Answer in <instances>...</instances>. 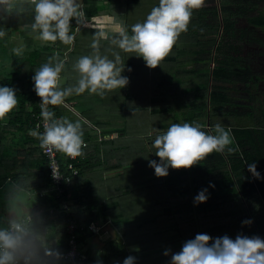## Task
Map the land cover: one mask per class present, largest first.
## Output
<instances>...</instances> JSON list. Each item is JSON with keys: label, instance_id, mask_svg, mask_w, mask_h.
Segmentation results:
<instances>
[{"label": "trees", "instance_id": "obj_1", "mask_svg": "<svg viewBox=\"0 0 264 264\" xmlns=\"http://www.w3.org/2000/svg\"><path fill=\"white\" fill-rule=\"evenodd\" d=\"M99 1H84L83 10L87 23L89 24L93 21L92 17L100 13V8L102 7L99 6ZM108 1L111 3L117 2L118 4L119 0ZM137 1L120 0V5L133 6L137 4ZM121 6H119L120 9L122 8ZM122 13H124V10H122ZM122 13H119L121 15L120 18L122 21H126ZM33 17L34 13L31 5L25 0H16L10 14L4 12V10L0 11V30L6 33L3 38H0V86L15 88L18 98L17 107L5 119L0 120V149L3 150L14 147L17 150L24 149L29 152H37L38 148L41 150L39 140L29 135L30 129H36L34 115L39 109L38 102L41 101L34 91L32 77L35 70L47 62L49 57L57 56L64 59L65 52L71 47V45H65L60 41L52 44L37 39V33H34L31 29ZM241 20L247 21L254 27L264 28V0H220L219 4L216 3V0L204 1L203 7L193 11L191 22L188 25L189 32H192V35L195 36L192 44L197 46L193 58L179 60V53L176 54L172 49L160 62V66L156 68V71H162L171 80L179 81L177 78L180 74L182 77L196 76L200 80L203 78L207 80V84L202 83L203 87L201 88H203V93H200L202 91L200 88L195 95L197 99H193L190 104L181 108L182 113H188V116L183 117L184 121H180L178 117L176 121L170 123V126L173 123L198 122L203 126L205 131L215 134V125L221 124L226 130L230 129L234 137V143L229 147L236 149V151L228 152L226 149L222 153L214 152L209 156L208 161H203L202 171L212 175L213 179H209V183L206 182V179H203L202 182L204 184L202 187H199V189L194 187V193L198 194L200 190L207 189L209 195L205 203L197 205L199 214L201 216L203 213L204 215H208L207 221L213 227L212 231L223 232L224 230L225 235L232 239H235L240 234L249 237L259 236L264 239V106L258 107V112L255 111V100L259 96H257L255 87L261 81L262 76L260 73L254 71L248 61L241 56L239 47L233 45L231 41L229 42L228 36L245 40L250 45L256 42L260 46H264V37L252 34L248 27H237V24ZM81 21V18L78 24L76 20L72 21V35L75 34L76 28ZM87 23L81 27V30L75 36V46L69 52L70 60L66 61L65 68L75 63L74 55L80 48L84 47L87 53L93 52L91 48L93 39L90 42L88 39L90 35L94 36L98 30L89 28ZM124 26L127 28L128 34H131L132 25L127 22V25ZM220 27L223 29V33L218 34ZM224 33H226V36ZM184 35L182 33V36ZM109 36L112 37L113 35ZM14 39L23 40L24 52L21 56H16L12 51L17 47ZM185 39L186 37H184ZM110 40L100 41V46L105 44V54L111 57L112 49L125 54L116 45H113ZM228 47L236 51V53L233 51L229 53ZM126 55L127 57L129 56V54ZM134 58L137 61L142 60L136 54ZM178 63L183 64L185 68L183 71L175 72L174 68L179 65ZM194 63L196 65H193ZM211 63L214 64L212 68L210 66ZM190 64L192 67L186 68ZM208 83L212 86L211 90L207 87L209 85ZM228 84H231L230 87L235 92H239L238 90H247L250 103L247 105L244 104V108L238 107L234 102L235 94H231ZM187 92L188 89H186L185 94ZM119 93L120 91L118 95ZM260 94L264 97V93ZM258 102L260 101L258 100ZM180 104L184 105L186 101L184 100ZM140 105L142 106L139 108V118H134L139 119V123H133L132 121L130 124H123V130L119 132H123L124 138L120 137L116 141L121 142L119 143L120 148L126 149L130 147L129 143L131 140L138 138V142H141L140 139L146 138L147 144L148 141L150 144L149 148L146 146L144 148L141 145L142 147L138 146V151L145 152L150 157V160H156L159 163V158L155 156L156 149L152 144L156 135L162 134L160 132H165L168 127H166V123L163 120L158 122V126L155 129H141L142 111H149V102L140 103ZM52 107L51 105V110ZM125 108L126 106L124 105L120 112L123 113ZM150 111L159 114L162 120L166 113L175 112L176 110L172 106H163L152 107ZM131 128L134 129L135 134L137 133L136 137L135 134H132ZM26 146L27 148H25ZM42 155L46 161L44 167L45 176L43 178L46 181V187L53 190V192L47 193L44 197L36 196L42 212L36 214L35 218L32 215H26L18 221L23 224L22 229H27V231L32 230L36 222L38 224L40 221L43 223L51 222L50 207L54 208L53 215H59V220L65 221L69 216L68 211L62 207L63 202L60 197L63 195L58 196L55 190V183L51 176L49 161L43 153ZM19 156L15 155L13 158L15 159ZM0 158H4L3 151L0 152ZM120 158L124 159L125 156L122 154ZM60 161L62 166L61 170L66 174H70L72 179L70 185H63L65 188L64 199L70 203L67 198L75 192V189H78V187L74 189V185L76 177L82 169L76 175L72 174V170L67 167L68 161L64 155L60 154ZM70 162L72 163V161ZM250 163L256 164V170L260 173V179L253 177L252 173L248 170V164ZM72 164L78 168L80 166L76 160ZM145 168L153 169L149 167V163ZM210 184L214 185V187H210ZM188 185L189 182L187 180L186 188H174L175 190L173 192H171L173 188H168L167 194L189 197L191 196V192L189 191ZM77 199H79L78 196ZM70 207H72L71 203ZM28 216L31 217L29 222L26 220ZM245 220H251L252 223L250 225L243 224L242 222ZM67 238L65 234V247L51 251L58 252L66 250L68 247ZM79 240L81 243V239ZM167 243L174 244V238L169 239ZM45 255L38 259L28 258V264L43 263ZM94 261L96 262V260ZM56 263L70 264L63 258L55 259L50 264Z\"/></svg>", "mask_w": 264, "mask_h": 264}, {"label": "crops", "instance_id": "obj_2", "mask_svg": "<svg viewBox=\"0 0 264 264\" xmlns=\"http://www.w3.org/2000/svg\"><path fill=\"white\" fill-rule=\"evenodd\" d=\"M99 2L98 4H100ZM120 3V0L118 4L117 2H107L108 6H117L116 10L118 11L121 10ZM105 8V10H100V13L105 11L101 15H108L111 11L109 7ZM107 12L108 14H106ZM94 17H92L93 20ZM117 17L119 14L112 19L117 22ZM87 24L89 28H93L92 21ZM77 34L73 35L74 41L70 49L65 52L63 59L65 62L70 60L69 52L75 46ZM109 35L113 34L109 33ZM93 37L90 35L88 41L90 42ZM185 40L176 42L172 48L176 54H180L179 46H183ZM104 49V45L100 46L101 55H107L104 53ZM191 49V52L184 54H194L197 50L196 47ZM79 50L74 55V62L83 55L92 54L85 52L84 47ZM114 54L122 56L120 66L125 67L122 75L129 78V84L124 88L108 91L103 96L93 94L101 103L110 108V111L108 109L105 111L94 104L92 94L87 91L82 95L73 94L66 98L62 105L53 106L52 110L50 105V111L55 112L57 117H68L72 121L81 120L84 132L83 139L86 146L83 148L81 156L71 159L60 153L66 157L67 167L70 170L76 169L78 172L82 169L76 177L74 185V189L76 187L78 189H75V192L73 191L74 193L67 199L71 203L74 217L80 223L85 226L91 224L95 226L94 230L89 228L83 230L80 239L82 248L89 252L96 262L99 260L102 264H123V260L131 255L136 257V264H170L171 253L180 251L183 243L194 239L196 234H208L214 239L225 235L224 230V233L212 231L213 227L207 221L208 215L203 213L201 216L198 206L194 204V197L197 195L193 192L194 187L197 189L202 187L203 179H206L208 183L209 179H213L212 175L201 169L203 161H208L209 156L191 169L173 170L169 168L167 177L158 178L154 170L148 168L139 172L137 180L134 176H130L128 181H121L116 177L121 171L124 172L127 169V167L123 168L121 164L126 161L129 163L132 152L123 154L125 158H119L120 164L118 160L113 159L117 146L114 141L120 137L124 138L123 132H119L123 129L118 128L123 126V113L121 112V115L115 113L120 112L118 108L125 105L132 108L130 116L132 118L136 99L137 101L140 98L144 99L143 94L146 91H149L150 98L154 92L159 94L157 86L162 85L164 81L159 75H164V73L157 72L155 69L154 71L160 79H150V71L142 58V60L133 59L130 61L128 60L129 56L127 57L124 53L114 49L111 51V57L107 56L114 59ZM190 67H192L191 64L186 68ZM129 68L131 71H128ZM147 74L149 77L144 78V75ZM154 74L152 72V76ZM78 78L79 74L75 71L66 73V75L62 72L60 84L62 87H68L74 85ZM177 79L179 81L176 80V84L182 89L176 93L171 92V96L168 98L170 102L165 104V106H172L176 110L166 113L164 119L161 120L167 122L166 127H170V123L176 121L178 117L180 121H184L183 117L188 116V113H182L181 108L190 104L193 99H197L195 95L204 83V78L202 80L198 78L195 81L185 79L181 74ZM148 84H154L156 88H145ZM207 87L211 90L209 86ZM186 89H188L187 94H185ZM200 90H202L200 93H203V88ZM184 100L186 104H180ZM39 103L40 101L38 105ZM95 107L97 108L94 109ZM111 111L114 112L112 115L109 114ZM129 148L131 147H128V151ZM2 151L4 158H0V231H4L7 226L20 221L26 215H32L35 218L36 214L42 212L36 196L44 197L47 193L53 192L46 187V181L43 178L46 161L39 148L37 152L17 150L16 147L7 150L0 149V152ZM15 155L20 156L14 159ZM69 160L72 163L76 160L80 165L79 168ZM187 180L191 196L167 194L168 188H173L171 192L175 190L174 188H186ZM138 187L140 189H135ZM53 209V207L49 209L51 222L40 221L39 224L36 222L32 230L24 229L23 238L31 244L34 252L31 257L33 259L41 258L48 251L65 247L66 221L59 220L58 214L53 215ZM172 238H174V244H168L167 241ZM161 241L162 243H160ZM169 249L171 250L170 254L165 256L164 252Z\"/></svg>", "mask_w": 264, "mask_h": 264}, {"label": "clouds", "instance_id": "obj_3", "mask_svg": "<svg viewBox=\"0 0 264 264\" xmlns=\"http://www.w3.org/2000/svg\"><path fill=\"white\" fill-rule=\"evenodd\" d=\"M27 3L34 13L31 29L37 33V39L52 44L57 41L65 45L73 43L72 21L79 23L83 15L82 3L77 0H27ZM0 6L10 14L14 0H0ZM203 6L204 0H159L158 6L151 9L143 22L131 26L130 35L124 25L110 19L94 34L92 54L79 57L72 65L79 78L68 87L60 84L65 60L57 56L49 57L32 77L34 91L41 100L44 131L40 132L37 126V129L29 130V135L39 140L42 149H55L71 158L81 156L86 146L82 121L57 117L47 106L62 105L73 94L82 95L87 91L103 96L129 84V78L122 75L125 67L120 66L121 56L114 54V59H110L100 54L101 40L111 39V43L123 52L135 53L150 69L158 67L180 35L188 30L193 11ZM110 32L114 33L112 37ZM5 35L0 30V38ZM12 51L21 56L24 47L19 46ZM17 105L16 89L0 86V120L5 119ZM214 131L215 134L205 131L198 122L171 124L165 132L156 135L153 147L159 163L149 160V167L154 169L156 177L162 178L169 175V168L191 169L214 152L222 153L226 149L228 152L236 151L229 147L234 143L230 129L216 124ZM248 170L256 179L261 178L255 163L248 164ZM209 186L214 187L212 184ZM208 198V190L202 189L194 197V204L205 203ZM242 223L250 225L252 221ZM23 232L19 224H13L12 231H0V264H16L19 257L28 259L34 255L31 244L23 238ZM170 251H165L164 255L168 256ZM97 264L102 262L98 260ZM123 264H136V257H126ZM170 264H264V239L242 234L235 239L227 235L214 239L208 234L198 233L194 239L185 241L180 251L171 253Z\"/></svg>", "mask_w": 264, "mask_h": 264}, {"label": "rangeland", "instance_id": "obj_4", "mask_svg": "<svg viewBox=\"0 0 264 264\" xmlns=\"http://www.w3.org/2000/svg\"><path fill=\"white\" fill-rule=\"evenodd\" d=\"M15 1L16 0H14V2ZM25 1H27V0H25ZM204 1H209V0H204ZM107 2H108V0H100L99 6L102 7V8H100V10L101 9L105 10L106 9L105 7H109V9L111 11H109V14L105 15V16L101 15L105 11H101V13L97 17H94V20L92 21L93 30H96V28H99L100 25L101 26L107 25L109 23L110 19L115 17V15L117 16V14L122 13V10H124V13H122V15H124V17L126 18L125 19L126 21H122L120 18L121 15H119V17H117L118 23L127 25V22H128L131 25H133L137 22H143L146 19L148 13L151 11V9L153 7H155L156 5H158L159 0H138L136 5L122 6L121 10H119V11L116 10L117 6H111V5L108 6ZM216 3L219 4L220 0H216ZM2 10H3V7L0 6V11H2ZM238 26L239 27H248L252 34H255L259 37H261V36L264 37V28L254 27L252 24H249L245 20H241V22L237 24V27ZM94 27H96V28H94ZM87 31H89V30H87ZM188 32H189V29L186 32H184V34H185L184 36H182V34H181L178 41H177V43H179L180 40L183 41L184 37H186V40L184 41V45L179 46V48H180V50L178 51V52H180L179 60L192 59L195 53L194 54H192V53L184 54V53L191 52L190 50H192L191 49L192 47L197 48V46L192 44L195 36L192 35V32H189V33ZM220 33H223V29H221V27L219 29L218 34H220ZM111 34L114 35V33H111ZM224 35L226 36V33H224ZM228 39H229V42L231 41V43L233 45L239 47V53L241 54V56H243L246 59V61H248V63L251 65V67L254 71L260 73L262 76L261 81H259L258 85L255 87V90L257 92V96L259 95L258 98H256V100H255L256 101L255 102V104H256L255 105L256 106L255 111L258 112V107L264 106V97L262 96V94H260V93H264V46H260V44L256 43V42L254 44L250 45L247 43V41L242 40V39L239 40V39L233 38L232 36H228ZM14 41H16L17 47H19V46L24 47V43H23L22 39H14ZM103 45H105V44H102V46ZM178 45H180V44H178ZM228 51L230 53L233 50L230 47H228ZM233 52L236 53V51H233ZM126 54H129L128 60L131 61V60L135 59L134 58L135 53H125L124 55H126ZM186 63H187V61H186ZM178 64L179 65L175 66L174 71L175 72H180V70L183 71L185 66L183 64H180V63H178ZM193 65H196V64L194 63ZM159 66L156 68H159ZM210 66L212 68L214 66V64L211 63ZM200 67H201V65H200ZM156 68H154V69L148 68V70L150 71L151 77H149L147 74V75H144V78H146L148 76L150 79L154 78L155 80H157V78L158 79L161 78L162 80H164L162 85L157 86V92L159 94L154 92L153 96H151V98H150V96L148 95L149 91H146L147 93L145 92L143 94L144 99L141 100V98H140L139 101H137L135 103V105L133 106L135 108V112H134V115L132 118H130V116L132 115V113H131L132 108L126 107L123 110L124 119H122V123L124 125H126V123L130 124L132 121H133V123L134 122L139 123V119H134V118H136V117L139 118V114H140L139 108L142 106V105H140V103L143 104L145 102H150L149 107H148L149 111L148 112H146L145 110L142 111L143 115L141 118V120H142L141 129H143V130H147L149 128L155 129V127L158 126V122H160L161 119H160L159 114H155V113L151 112L150 109L152 107H163V106H165V104L170 102V100L168 98L171 96V92L176 93L177 91L182 89L179 85L176 84V80H174V79L171 80L166 75H161V76L159 75V77H160L159 78L156 75L157 73L154 71ZM72 72H73V69H72V66H70V67L65 68L64 74L66 75V73H72ZM152 72L155 73L154 76H152ZM184 78L185 79H192L195 81L198 80V77H196V76H189V77H184ZM203 81H204V83L207 84V80L205 78L203 79ZM208 86L212 89V86H210V85H208ZM228 86L230 87L231 84H228ZM241 86H243V85L241 84ZM147 88L153 89V88H156V85L148 84ZM232 90H233V88L230 87L229 91L231 92V94H235L234 102L236 105H238V107L244 108V106H243L244 104L247 105L248 103H250V98H249V94H248L247 90H238L239 92H235ZM92 100H93L92 102L94 104L98 105L99 108H101L103 110L105 109V111H106V109H108L110 111V108H108L103 103H101L97 98L94 97L93 94H92ZM258 100L260 102H258ZM96 108L97 107H95L94 109H96ZM118 110L121 111L122 108L119 107ZM112 113H114V112L113 111L109 112L110 115H112ZM115 114L121 115V112H117ZM164 116H166V114ZM166 126H167V122H166ZM117 127H118V125H117ZM123 127L124 126H121V127L119 126L118 128L123 129ZM131 131H132V134H135L134 129L131 128ZM145 132L148 133L147 131H145ZM136 134H135V137H136ZM143 139H140L141 142H138L139 141L138 138L131 140L130 143L126 142V143H129V145L131 147V148H129L130 149L129 151H128V147L126 149L120 148L119 143H121V142L116 141V145H117L115 148L116 154L114 155L113 159L118 160V163H119V158L122 154L132 152L131 153V160H129V163H127V161H126V162H123L121 164V166L123 168L127 167V169L124 172L121 171L119 173V175L116 176L117 178H120L121 181H128L130 179V176H134L135 179L137 180V178H138L137 176H138L139 172L143 171L145 169V167L147 166L148 161L150 160V157L148 155H146L145 152H142V151L139 152L138 151L139 150L138 146L142 147L141 145H143L144 148H145V146L147 148H149V145H150L149 141L147 144L146 138H143ZM109 159H110V157H109ZM135 189H140V187L135 188Z\"/></svg>", "mask_w": 264, "mask_h": 264}, {"label": "built area", "instance_id": "obj_5", "mask_svg": "<svg viewBox=\"0 0 264 264\" xmlns=\"http://www.w3.org/2000/svg\"><path fill=\"white\" fill-rule=\"evenodd\" d=\"M41 103V101H40ZM39 103V112L35 116V127L37 129V126H39V131L43 132L45 127V121L43 120L41 116V110L42 105ZM48 110H50V105L47 106ZM42 153L47 157L49 161V168L51 171V176L53 178V181L55 183V190L58 194V196H62V207L68 211V217L66 218V232L68 236V247L63 252H57V251H51L45 255V258L43 260V263L41 264H50L55 259L63 258L67 260L70 264H97L89 254H87L86 251L82 249L81 243H80V237L82 234V231L86 228H89L90 230H94V225L85 226L82 223H80L71 213V207L70 203L64 199V192L65 188L63 185H70L71 183V177L70 174L64 173L61 168V161H60V153L57 152L55 149H42ZM71 158V157H70ZM74 159V158H71ZM76 169H72V174H76ZM28 222L31 220V217L28 216L26 219ZM14 224H19L23 228V224L18 222ZM13 225V224H12ZM12 225L7 227L5 231H12ZM16 264H28V259L26 257H19L17 259Z\"/></svg>", "mask_w": 264, "mask_h": 264}, {"label": "water", "instance_id": "obj_6", "mask_svg": "<svg viewBox=\"0 0 264 264\" xmlns=\"http://www.w3.org/2000/svg\"><path fill=\"white\" fill-rule=\"evenodd\" d=\"M84 1L85 0H77L78 3H82V4H84ZM81 17H82L81 18L82 19L81 24L76 28L75 34L78 33V31L81 28V26H83L85 24V22H86V17H85V14H84V10H83V15Z\"/></svg>", "mask_w": 264, "mask_h": 264}]
</instances>
